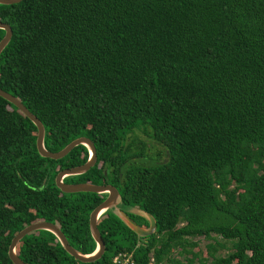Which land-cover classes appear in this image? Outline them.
Returning a JSON list of instances; mask_svg holds the SVG:
<instances>
[{
	"label": "trees",
	"instance_id": "1",
	"mask_svg": "<svg viewBox=\"0 0 264 264\" xmlns=\"http://www.w3.org/2000/svg\"><path fill=\"white\" fill-rule=\"evenodd\" d=\"M0 21L12 29L0 88L43 123L46 149L80 136L94 143L95 164L63 181L112 184L122 205L156 220L142 238L103 212L105 251L89 263L33 231L16 246L23 261L113 264L130 251L135 264H197L191 238L202 236L210 261L198 264H264V0H21L0 4ZM136 131L166 158L134 151ZM36 136L0 96V264H13L12 237L36 221L56 224L84 253L96 247L89 214L106 194L54 182L87 148L42 157ZM225 241L232 251L218 255Z\"/></svg>",
	"mask_w": 264,
	"mask_h": 264
},
{
	"label": "water",
	"instance_id": "2",
	"mask_svg": "<svg viewBox=\"0 0 264 264\" xmlns=\"http://www.w3.org/2000/svg\"><path fill=\"white\" fill-rule=\"evenodd\" d=\"M20 1L21 0H0V4L9 5ZM0 29L5 31L3 37L0 39L1 53L12 37V29L9 24L2 21H0ZM0 96L16 106L36 126V148L40 156L51 159H60L68 154L77 145H84L87 148L88 158L83 164L62 169L56 174L54 182L56 187L61 192H92L97 194H106V197L89 214V231L91 237L96 243V247L93 252L84 253L73 247L56 224L48 221H36L23 227L12 237L8 246V257L13 264H29L17 255L16 246L25 235L37 230H46L51 232L58 239L64 250L78 261L89 263L99 259L105 251V242L98 229L97 221L100 215L107 210H111L114 214H116L119 219L123 221V223L138 237L145 238L154 233L156 229V220L154 217L151 214L139 209L138 211L146 218L148 226L144 227L137 224L124 210L119 207V204L121 203L120 193L112 184H95L91 182L67 183L63 181V179L67 176H75L87 172L95 164L97 159L96 149L92 140L86 136H80L71 140L62 149L55 152L50 151L44 146V125L36 117V115L30 112L16 96L3 90L2 88H0Z\"/></svg>",
	"mask_w": 264,
	"mask_h": 264
},
{
	"label": "rangeland",
	"instance_id": "3",
	"mask_svg": "<svg viewBox=\"0 0 264 264\" xmlns=\"http://www.w3.org/2000/svg\"><path fill=\"white\" fill-rule=\"evenodd\" d=\"M130 141L132 143L131 148L136 152L140 151L141 147L143 145H144V147L146 145L147 147L145 148V151H148L150 153V158L152 160H154L155 162H161V161H163V159L166 158L164 148L161 145H159L158 143L152 141L151 139H149L148 137L143 135L140 131H136L135 134H132L130 136ZM159 154H161L160 158L157 159L156 157ZM152 160L145 159L144 161H145V163H149V162L151 163ZM133 213L136 214L135 212H133ZM142 217H144V216H142ZM191 240L197 242L196 246H194L192 249L193 252L198 253L196 263L198 264L201 261V259H203V258H206L208 261H210V252L206 248V244L209 242V240H207L206 238H204L202 236L193 237V238H191ZM225 245H226L225 248L220 249L217 252L218 255H226L232 251V249L230 247L231 246L230 241H225ZM173 253H174V255H177L176 251ZM183 256H185V255H183ZM183 256H181V258Z\"/></svg>",
	"mask_w": 264,
	"mask_h": 264
},
{
	"label": "flooded vegetation",
	"instance_id": "4",
	"mask_svg": "<svg viewBox=\"0 0 264 264\" xmlns=\"http://www.w3.org/2000/svg\"><path fill=\"white\" fill-rule=\"evenodd\" d=\"M119 207L122 210H124L129 215V217H131L137 224L144 226V227L148 226V223L145 220H142L143 215L138 211L139 208L131 207V206L126 207V206L122 205V203L119 204ZM133 212H135L137 215L134 214Z\"/></svg>",
	"mask_w": 264,
	"mask_h": 264
},
{
	"label": "built area",
	"instance_id": "5",
	"mask_svg": "<svg viewBox=\"0 0 264 264\" xmlns=\"http://www.w3.org/2000/svg\"><path fill=\"white\" fill-rule=\"evenodd\" d=\"M113 264H135L133 253L130 251H121L112 257Z\"/></svg>",
	"mask_w": 264,
	"mask_h": 264
}]
</instances>
